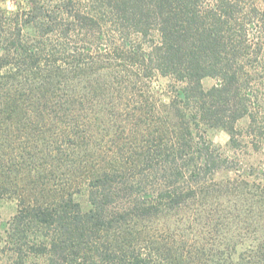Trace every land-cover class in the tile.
<instances>
[{
    "label": "trees",
    "instance_id": "obj_1",
    "mask_svg": "<svg viewBox=\"0 0 264 264\" xmlns=\"http://www.w3.org/2000/svg\"><path fill=\"white\" fill-rule=\"evenodd\" d=\"M12 3L0 192L23 172L46 179V201L23 197L0 223V264H264V178L208 137L264 138V3ZM154 76L167 103L147 94Z\"/></svg>",
    "mask_w": 264,
    "mask_h": 264
},
{
    "label": "rangeland",
    "instance_id": "obj_2",
    "mask_svg": "<svg viewBox=\"0 0 264 264\" xmlns=\"http://www.w3.org/2000/svg\"><path fill=\"white\" fill-rule=\"evenodd\" d=\"M256 2L264 3V0H256ZM202 82L205 87H210L216 83V79L205 77ZM169 83L170 80L163 76H154L146 79L147 94L157 99L158 103H167L170 95ZM247 124V118L239 120L237 123L238 130L245 129ZM208 137L215 145L221 148L222 152L231 159V162L233 161L230 165L243 166L256 179H260V177L264 178V138L261 141L259 149L255 150L254 146L249 143V137H240L238 134L237 138H241L242 142L240 146H232L230 144V134L222 128L209 130ZM247 143L249 144L246 146ZM10 178L13 181L16 180L17 183L13 186L10 185L9 189L0 192V223L9 221L18 212L21 205L20 200L23 197H27L30 200H35L34 198L38 197L42 201H46V179L44 183H38L33 176L17 171ZM51 185L49 183V186ZM75 189L76 185L72 187V190ZM75 198L85 202V196L76 194Z\"/></svg>",
    "mask_w": 264,
    "mask_h": 264
},
{
    "label": "clouds",
    "instance_id": "obj_3",
    "mask_svg": "<svg viewBox=\"0 0 264 264\" xmlns=\"http://www.w3.org/2000/svg\"><path fill=\"white\" fill-rule=\"evenodd\" d=\"M0 8H6L9 11H14L15 5L12 3V0H0Z\"/></svg>",
    "mask_w": 264,
    "mask_h": 264
}]
</instances>
